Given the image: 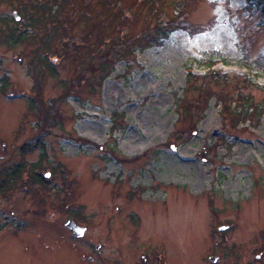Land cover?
<instances>
[{"label": "rangeland", "instance_id": "obj_1", "mask_svg": "<svg viewBox=\"0 0 264 264\" xmlns=\"http://www.w3.org/2000/svg\"><path fill=\"white\" fill-rule=\"evenodd\" d=\"M22 1L0 0V16L18 13ZM123 1L135 9L125 15L126 41L119 20L98 25L105 15L97 18L100 0H91V17H64L55 50L124 41V60L101 84L69 57L50 59L53 77L31 70L43 33L13 48L0 25V264H264V117L222 124L210 98L243 93L264 105L263 12L247 0H162L186 27L160 37L140 1ZM205 52L228 62L213 59L224 77L211 91L186 93L207 102L193 122L177 116L172 94L188 85L185 62ZM205 70L192 65L196 75ZM115 113L119 127L109 135ZM17 167L21 180L3 186Z\"/></svg>", "mask_w": 264, "mask_h": 264}, {"label": "trees", "instance_id": "obj_2", "mask_svg": "<svg viewBox=\"0 0 264 264\" xmlns=\"http://www.w3.org/2000/svg\"><path fill=\"white\" fill-rule=\"evenodd\" d=\"M91 0H80L84 7L81 5L76 6L75 0H23L22 2H18L19 4V12L16 13L19 17L16 20L12 15L11 16H0V25L6 26V32L3 35V42L8 47H17L23 45L25 43H30L34 41L39 32L43 33L41 37H38L40 41L39 48L36 51V55H34L33 60L30 64L31 70L39 71L40 73H47L49 76L56 75V64L51 63L50 59L53 57L58 60V57L63 58H71L75 61L76 67L78 64L77 73L81 74L87 78H93V81H98L101 84L104 78L110 75L114 71V64L116 61L124 60V56L126 50L124 46L128 38L123 36L127 35V31L125 29L127 21L131 17H125V15H131L132 12L135 10L134 8L130 7H123V0H100L99 8L100 11L98 13L99 16L105 15L104 20L98 22L100 23L105 22L108 25H116V20H119L117 27L120 28L121 36L124 39L123 43H120L121 46H117L114 42L112 44H99L96 43L93 46H87L88 49L92 53H88V49L84 52H77L73 49V45L70 44L67 48L68 51L63 53H57L56 48L62 47L60 44L61 39L65 36V32H67L66 23L64 22V17H68L69 20L74 18H78V21L83 20L84 15L91 17L89 13L88 6ZM147 10V15L144 16V20H149L148 22L154 23L156 25L155 28L157 29V35H169L170 28L179 25L180 27H186L185 22L180 19V22L175 19H171L167 12L162 7V0H138ZM247 7L250 8H257L264 15V0H247ZM103 9V10H102ZM71 11V13H70ZM106 12V13H104ZM177 14L180 15L179 12ZM149 15H151L149 18ZM114 17V19H112ZM155 17V21H154ZM62 18V22H61ZM72 18V19H70ZM121 19V22H120ZM126 21V22H125ZM68 22V21H67ZM179 23V24H178ZM101 26H98L97 29H100ZM147 35V31H146ZM50 36L52 38L50 39ZM131 41V40H130ZM59 42V43H58ZM56 43V45L54 44ZM131 43V42H130ZM58 44V45H57ZM130 46V44L128 43ZM110 56L111 59L108 61L103 62V60ZM217 59L218 61H223L227 63L224 59V56L217 52H205L202 60H197L191 58L187 62H185L184 69H186V88L181 89L180 94L174 92L172 94V102L173 108L177 116H185L193 122H198L204 113V108L206 107L207 102L200 103L196 101V99H189L186 93H189V89L193 88L196 89L199 95H202L206 90L211 91V89H206L209 83L212 81L214 83H218L222 81V74L217 71L211 69L213 66V59ZM111 61V62H109ZM204 61V62H203ZM205 63L203 65V63ZM212 62V63H211ZM203 66L206 70L202 74H194L192 72V65ZM96 68V69H95ZM250 71V70H249ZM94 73V74H93ZM246 78L249 80V74H246ZM196 80H200L201 83L199 86H189L192 82H196ZM185 84V85H186ZM5 86V84H4ZM189 86V87H188ZM188 87V88H187ZM211 93V92H210ZM210 98H214L219 106L218 110V117L221 119L222 124L227 123L233 126H238L239 124H243L249 121H259L264 117V105L259 102H255L252 97L249 95H244L243 93H237L236 96H227L222 92H212L210 94ZM207 97V96H206ZM118 113L112 114L111 116V123L112 126L110 127V134L112 131L117 130L119 127L116 119L118 118ZM121 129H123L121 127ZM113 139L112 147L116 149V143ZM42 158H44L42 156ZM40 167L41 164L37 163L30 165V171H34L33 168ZM22 168L17 167L14 169L9 170L5 177L4 182L2 183L3 186L6 184L12 185L21 180V176L23 174ZM32 179L34 178V183L43 184L45 183L44 177L38 174L37 172H33ZM6 187V186H5ZM2 187V188H5ZM1 188V189H2Z\"/></svg>", "mask_w": 264, "mask_h": 264}, {"label": "water", "instance_id": "obj_3", "mask_svg": "<svg viewBox=\"0 0 264 264\" xmlns=\"http://www.w3.org/2000/svg\"><path fill=\"white\" fill-rule=\"evenodd\" d=\"M12 16H13L16 20L19 19V17H18V15L16 14V12H13V13H12ZM64 226L72 232V235H73L74 237H80V236H82L83 233H84V231H85L84 227L77 226V225H76L72 220H70V219H68V220L65 222ZM210 259L212 260V262L215 261V258H210Z\"/></svg>", "mask_w": 264, "mask_h": 264}, {"label": "flooded vegetation", "instance_id": "obj_4", "mask_svg": "<svg viewBox=\"0 0 264 264\" xmlns=\"http://www.w3.org/2000/svg\"><path fill=\"white\" fill-rule=\"evenodd\" d=\"M164 260H165V258H164ZM159 261H160V259H159Z\"/></svg>", "mask_w": 264, "mask_h": 264}]
</instances>
